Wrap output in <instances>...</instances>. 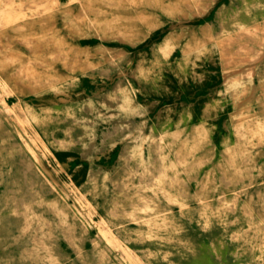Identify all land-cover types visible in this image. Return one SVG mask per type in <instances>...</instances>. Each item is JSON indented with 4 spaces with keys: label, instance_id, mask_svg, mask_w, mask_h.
<instances>
[{
    "label": "rangeland",
    "instance_id": "374dc122",
    "mask_svg": "<svg viewBox=\"0 0 264 264\" xmlns=\"http://www.w3.org/2000/svg\"><path fill=\"white\" fill-rule=\"evenodd\" d=\"M147 14L127 36L58 16L41 85L0 69V264H264V0Z\"/></svg>",
    "mask_w": 264,
    "mask_h": 264
},
{
    "label": "bare ground",
    "instance_id": "6f19581e",
    "mask_svg": "<svg viewBox=\"0 0 264 264\" xmlns=\"http://www.w3.org/2000/svg\"><path fill=\"white\" fill-rule=\"evenodd\" d=\"M186 1L80 0L81 9L79 13L73 14L66 10L61 15L73 30L81 28L83 22L90 19L93 15L91 22L95 26L118 27L121 28L119 32L127 36L130 34L129 25L131 23L149 21L148 10L159 8L165 4L174 9H181ZM45 2H48V0H23L19 3L14 0H7L3 12L0 13V58L4 60L3 63L0 62V69L4 71L8 80L18 92H21L20 90L24 88L41 85L45 80L51 81L50 75L47 73L48 67L52 65L51 62L47 61L48 54H54L55 58L60 59H64L66 56L63 43L53 35L56 28L54 26L56 19L61 15L51 13L48 8L44 7L40 11L34 12V9L40 3L43 4ZM32 16L38 17L31 18ZM20 27L26 30L23 36H18L15 33L18 29H21ZM39 31L46 35L40 36L38 34ZM18 39L31 51V59L28 62H20L21 58L17 52L8 49L6 41L8 40L12 43ZM25 115L27 118V114ZM220 201H223V198ZM89 212V216H91L93 212ZM100 223L103 236L112 246L125 257L132 258L135 256L120 240L111 235V228L105 219H102ZM259 230L254 227L251 231L242 235L244 242L248 246L254 244L259 238L263 240Z\"/></svg>",
    "mask_w": 264,
    "mask_h": 264
}]
</instances>
